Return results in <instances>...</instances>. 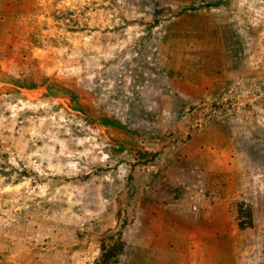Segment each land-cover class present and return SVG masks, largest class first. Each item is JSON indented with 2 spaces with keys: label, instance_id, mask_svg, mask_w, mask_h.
<instances>
[{
  "label": "rangeland",
  "instance_id": "374dc122",
  "mask_svg": "<svg viewBox=\"0 0 264 264\" xmlns=\"http://www.w3.org/2000/svg\"><path fill=\"white\" fill-rule=\"evenodd\" d=\"M112 235L264 264V0L1 1L0 264Z\"/></svg>",
  "mask_w": 264,
  "mask_h": 264
},
{
  "label": "trees",
  "instance_id": "16d2710c",
  "mask_svg": "<svg viewBox=\"0 0 264 264\" xmlns=\"http://www.w3.org/2000/svg\"><path fill=\"white\" fill-rule=\"evenodd\" d=\"M108 240H110V243L112 244L108 245L106 241H103L101 246V262L96 264H116L119 255L124 251V245L120 241V235L119 238H116V236L112 235Z\"/></svg>",
  "mask_w": 264,
  "mask_h": 264
},
{
  "label": "crops",
  "instance_id": "0c3cea01",
  "mask_svg": "<svg viewBox=\"0 0 264 264\" xmlns=\"http://www.w3.org/2000/svg\"><path fill=\"white\" fill-rule=\"evenodd\" d=\"M1 1L2 0H0V3H1ZM201 150H203V149H200V151ZM204 152H205V150H203ZM194 246L196 247V248H199L200 250L201 249H203L204 247H200L199 245H196V244H194ZM184 249L186 250L187 248L186 247H184ZM205 249H207L208 250V247H206ZM204 249V250H205ZM188 250V249H187ZM177 251H179V250H177V249H172V254H173V256H176V255H178V254H176L177 253ZM202 254L203 255H201V252L199 251V252H195V253H193L192 251H191V254H189V251H188V255H184V254H182V255H184L185 256V258H184V261H187V260H189V258L190 259H192L193 258V264H198V263H200V264H211V259L209 258V257H207L206 256V254H207V252H202ZM197 256V257H196ZM205 256V257H204ZM192 257V258H191ZM203 259H204V263L202 262L203 261ZM209 261V262H208ZM172 264H177L176 262L175 263H172Z\"/></svg>",
  "mask_w": 264,
  "mask_h": 264
}]
</instances>
